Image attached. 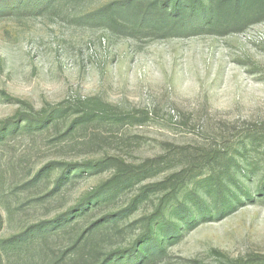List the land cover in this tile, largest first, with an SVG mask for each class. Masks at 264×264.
<instances>
[{
  "label": "rangeland",
  "instance_id": "obj_1",
  "mask_svg": "<svg viewBox=\"0 0 264 264\" xmlns=\"http://www.w3.org/2000/svg\"><path fill=\"white\" fill-rule=\"evenodd\" d=\"M37 2L0 0V264H264V16Z\"/></svg>",
  "mask_w": 264,
  "mask_h": 264
},
{
  "label": "trees",
  "instance_id": "obj_2",
  "mask_svg": "<svg viewBox=\"0 0 264 264\" xmlns=\"http://www.w3.org/2000/svg\"><path fill=\"white\" fill-rule=\"evenodd\" d=\"M13 1V0H11ZM18 3L24 5V3L32 2L33 0H17ZM38 0L37 3L42 4ZM183 6L186 8L183 13L184 20L181 22L182 25L187 26L192 31L203 32L208 27H215L219 31H226L230 26L243 25L245 22L250 21V18L263 17L264 16V0H183ZM36 3V4H37ZM181 3L180 0H175L172 7V14L170 16L177 17L181 14V9L178 4ZM19 6H7L6 11H11V9H18ZM253 21V20H252ZM251 21V22H252ZM223 177H218L216 181H211L209 183L210 188H216L222 185ZM220 182V183H219ZM236 184L237 182L234 181ZM236 189H240L243 195H247L248 188H240L237 186ZM209 190L207 191V193ZM217 195L223 194L222 190L219 189L216 193ZM99 198L94 196L89 202L90 204L96 203ZM224 200V199H223ZM221 201V200H220ZM225 203V201H223ZM87 203L81 204L77 208V212H83L86 209ZM221 209L220 206L216 207ZM55 223V222H53ZM53 223H43L41 226H36L28 234L23 236H18L17 238H30L34 234H40L42 231H48ZM44 233V232H43Z\"/></svg>",
  "mask_w": 264,
  "mask_h": 264
}]
</instances>
